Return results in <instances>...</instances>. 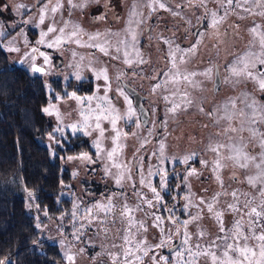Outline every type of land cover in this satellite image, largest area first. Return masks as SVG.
<instances>
[{
    "label": "rangeland",
    "instance_id": "obj_1",
    "mask_svg": "<svg viewBox=\"0 0 264 264\" xmlns=\"http://www.w3.org/2000/svg\"><path fill=\"white\" fill-rule=\"evenodd\" d=\"M205 2L206 7L201 0H0V44L12 64L41 76L50 94L54 79L64 85L94 81L91 95L58 94V99L44 108L55 130L63 129L42 142L52 157L60 156L63 166L71 171L72 181L64 186L59 199H71L72 207L52 218L47 211L37 210L32 195L26 196L27 211L37 217L35 249L42 241L58 244L64 258L61 264H227L228 257L240 264H264L260 254L264 242L255 239L264 235V89L260 87L264 64L249 66L251 77L231 72L242 57L248 58L249 65L256 57L264 59V0H239L242 7L236 6L237 0L232 5L227 0ZM160 3L165 7L160 8ZM53 7L56 12L51 11ZM213 12L223 17L215 26L211 23ZM163 24L173 28L185 24L190 33L186 31L177 42L167 31H158ZM50 27L55 31L49 32ZM73 32L76 36L69 39ZM133 33L134 48L125 47ZM57 37L59 45L49 47ZM41 40L44 43H38ZM92 45L104 47L108 54ZM126 51L132 63L125 62ZM44 52L48 64L39 58ZM33 64L44 67L45 72L32 71ZM208 69L211 73L205 74ZM217 72L221 79L218 86ZM128 87L144 95V104L152 114L149 120L141 121ZM159 89L173 98V103L195 107L194 115L166 116L172 125L165 122L164 131L156 130L152 122L160 102ZM170 105L163 102L164 112ZM130 112L135 113L131 119ZM211 116L217 125L206 122ZM133 118L142 122L139 127L131 123ZM72 125L83 130L73 132ZM67 134L82 135L94 153L87 149L71 153L75 143H69ZM113 148L116 152L109 160ZM158 149L163 158H157ZM82 153L92 162L80 158ZM188 156H197L202 168L197 171L192 165L184 170ZM174 167L175 171L168 172ZM193 169L195 174L189 175ZM165 172L167 178L177 180L169 203L161 195L168 189L167 180L166 187H161ZM121 173L123 179L117 184ZM109 198L114 205L111 211L95 207L107 205ZM124 205L132 211L122 216ZM253 208L261 212L259 219L250 215ZM222 237H227L233 248L247 243L251 249L248 259L232 250L225 257L226 249L216 247ZM185 240L183 247L192 255L185 252L181 259L175 253ZM162 242L165 246L157 247Z\"/></svg>",
    "mask_w": 264,
    "mask_h": 264
},
{
    "label": "trees",
    "instance_id": "obj_2",
    "mask_svg": "<svg viewBox=\"0 0 264 264\" xmlns=\"http://www.w3.org/2000/svg\"><path fill=\"white\" fill-rule=\"evenodd\" d=\"M51 94L44 79L11 63L0 44V262L2 264H61L64 260L56 243L39 237L37 217L27 211L26 196L33 197L37 210L56 217L72 207L69 198L59 199L65 185L72 181L71 171L63 166L60 156L52 157L42 140L55 134L54 124L44 114L58 94L68 96L92 94L93 79L75 85L51 81ZM75 143L71 153L84 149L94 153L82 135L67 134ZM65 142H67L65 140ZM172 184V189L174 187ZM172 190V192H173ZM170 201H167L169 203ZM179 207V206H178ZM173 219L172 216H169Z\"/></svg>",
    "mask_w": 264,
    "mask_h": 264
},
{
    "label": "snow or ice",
    "instance_id": "obj_3",
    "mask_svg": "<svg viewBox=\"0 0 264 264\" xmlns=\"http://www.w3.org/2000/svg\"><path fill=\"white\" fill-rule=\"evenodd\" d=\"M247 2H248V0H244V3H247ZM227 4L228 5H232L233 4V0H227ZM201 5L206 7L205 0H201ZM221 6L223 7V5H221ZM236 6L237 7H242V4H240L239 0H237V5ZM57 7H59V5H57ZM57 7H53L51 9V11L52 12H56L57 11ZM159 7L160 8H164L165 5L163 3H160L159 4ZM245 11H248V9H245ZM261 15H264V13H261ZM207 16H208V14L206 13L205 19H207ZM211 17H212L211 23H212L213 26H215L217 23H219L220 20L223 19V17H218L217 16V13H215V12L211 13ZM43 19H44V17H43V15H41V22H43ZM48 31L49 32H52V31H55V29L50 27L48 29ZM253 31L255 32L256 29H253ZM60 32L63 33L64 32V29L63 28L60 29ZM74 36H76V33L75 32L72 33V36L69 37V39H71ZM90 39H93V38L90 37ZM75 42L76 43H79V40L77 39ZM38 43H44V41L41 40V41H38ZM59 43H60V37H57L56 41L53 44H49L48 46L49 47H53V46L59 45ZM120 43H124V42L122 41ZM135 43H136V35L133 33L132 34V37H131V41L129 43L125 44V47H132V48H134ZM261 44L264 45V38L261 39ZM92 46L93 47H100L101 51H105V54L106 55L108 54L107 51H106V49L104 47H101L100 45H92ZM194 48H195V46H193V48L192 49H189L188 51L189 52H192L194 50ZM12 50L18 51V49H12ZM177 50L179 51L178 48H177ZM33 51H36V50L33 49ZM119 51H120V48L117 47V52H119ZM41 55L43 56L44 54L41 53ZM128 55H129V53L126 51L124 53L125 62L126 63H132V61L127 58ZM172 56H173V59H174L175 58V53H172ZM33 59H35V57H33ZM181 59H183V57H181ZM138 62L142 63L143 61L140 60ZM44 63L45 64H48L49 63V58L47 56H44ZM256 63L264 64V59H260L259 57H256L255 62H253V63H251V65H249L248 58L247 57H242V58L238 59L235 62L234 66L231 68V72H232L233 75H236V76H240V75L246 73L249 77H251L252 76V72L247 71V69L249 68V66H251L252 68H255ZM238 65H243V66L242 67H238ZM173 68H175V63H173ZM32 71L38 72V73H44L45 72V68L44 67H37L35 64H33L32 65ZM170 73H171V70H170ZM170 73H165L164 75H170ZM210 73H211V69H208L205 74H210ZM175 75H178V73L175 74ZM77 78L79 79V76H77ZM187 78H188L187 76L184 77V79H187ZM157 87H160V85H157ZM260 87H261V89H264V80H261L260 81ZM72 96L75 97V93H73ZM75 98L78 99V100L81 99L80 97H75ZM87 99L90 100L91 98H87ZM164 99L167 100L168 97H164ZM129 104H130V102H129ZM179 106H180L179 104H174L173 107L171 109H169V111H175L176 108H178ZM45 111H48V110L45 109ZM134 114H135L134 112H130L128 118L131 119V117ZM254 114H255V111H254ZM82 115H83V113H82ZM105 119H107V117H105ZM261 119L264 120V117H261ZM97 120H99V117H97ZM112 123L115 126V120H113ZM253 123H255V121H253ZM137 126L139 127V124ZM71 127H72L73 132L83 130L82 128H78L76 125H72ZM99 127H100V125H99V123H97L96 124V128H99ZM55 131L62 132L63 129H61V128L58 127ZM233 131H235V129H233ZM85 134H90V133H87L86 132ZM101 134H103V130H101ZM117 136H119V133L117 134ZM163 147H164V145H163V143H161V145H160L161 150H163ZM97 148H99V144H97ZM213 150L215 151L216 149H213ZM236 151H237V153H239L240 150L239 149H236ZM115 152H116V148H113V151L108 153V159L109 160H111L113 158V153H115ZM80 158H82L84 160H87L90 163L92 162L91 161V157H89L86 153H82ZM191 158H192L191 156L185 157L183 162L184 163H187L188 160L191 159ZM68 159H73V157H68ZM245 159H247V157H245ZM114 167L120 168V165L119 164H115ZM257 167H259V165H257ZM106 172H107V168H106ZM157 174H159V173H157ZM194 174H195V169H193L191 172H189V175H194ZM261 175H264V170H262ZM122 179H123V173H121L117 177L116 183L117 184H120ZM166 179H167V172H165L164 175L161 177V187L162 188L163 187H166ZM250 182H252V179L251 178H250ZM141 183L143 184L144 181L141 180ZM152 192L155 194L156 200L157 201H160L161 200V197L159 196V193L156 192V189L155 188H152ZM233 195H235V193ZM147 203H148L149 206L152 205V201L151 200L147 201ZM95 207L98 208V209H101V210H103L105 212H109V211L112 210V208L114 207V205L112 204L111 198H109V202H108L107 205H105V206L96 205ZM185 207H188V205H185ZM233 207H234L233 205H229V208H233ZM211 210H212V207H211V205H209V211H211ZM89 211H91V210H89ZM131 211L132 210L129 209L127 205H124L121 208V215L122 216L128 215ZM169 211H171V209H169ZM252 213H254L256 215L257 219H259L261 217V215H262L261 212H258L256 208H253L251 210L250 215ZM46 214L47 213H45V215ZM217 216H219V214H217ZM157 219H159V218H157ZM237 226H239V222H237ZM220 231L221 232H224V228H223L222 225H221ZM237 235H239V233H237ZM218 239H220V245H216V247H224L226 249L224 251V253H223V255L225 257H228V250H232V251L239 252L240 253V256L243 257L244 260H247L248 259V253L251 251V249H249L247 247V243H245V246L243 248H240L239 246H237L236 248H233V244L227 242V237H222V238H218ZM244 239H245V242H246L247 239H248V237H245ZM255 239H257L260 242H264V235H260L259 237H255ZM186 243H187L186 240L185 241H182V243H181V250L180 251H176L175 254H176V256L178 258H181L182 259L183 256H184V254H185V252H187L189 255H192L190 249H185L183 247L184 244H186ZM162 246H165L163 242L160 245H158L157 247H162ZM146 254L147 253L145 252V255ZM254 254L255 253L253 252V255ZM260 254H261V257H264V247L261 248V253ZM126 255H128V253H126ZM213 258L216 259L215 256H214V254H213ZM67 259L68 260H71L72 257L71 256H68ZM160 260L161 261H165L166 258L165 257H160ZM0 264H2V262H0ZM222 264H223V262H222ZM227 264H240V261H235V260H232L230 257H228Z\"/></svg>",
    "mask_w": 264,
    "mask_h": 264
},
{
    "label": "flooded vegetation",
    "instance_id": "obj_4",
    "mask_svg": "<svg viewBox=\"0 0 264 264\" xmlns=\"http://www.w3.org/2000/svg\"><path fill=\"white\" fill-rule=\"evenodd\" d=\"M175 10V9H174ZM170 14L172 15V13H171V11H170ZM173 17H174V15H172ZM158 31H162V32H168V33H170L169 34V36H171L173 39L175 38V41H179V39L182 37V35H184L185 34V32L187 31V25H185V24H181L180 26H178V27H170V26H167L166 24H163L162 25V28H158ZM190 33V30L188 29V31H187V34H189ZM134 88V87H133ZM136 89V88H135ZM137 90V89H136ZM138 91V90H137ZM139 93H140V95L143 97V104H144V100H145V97H144V95H142L141 94V92L140 91H138ZM87 95H91V94H87ZM157 95H158V99L160 100V102H159V105H158V108H157V110H156V112L153 114V116H156L155 117V119L153 120V126L156 128V130H159V131H164L165 129L163 128V125H164V123L165 122H170L171 121V125H172V119L171 118H169V117H166V116H175L176 115V113H181V112H185L188 116H193L194 115V111H195V107H185V106H179L178 108H176V110L175 111H169V109L166 111V112H164V108H163V102H169V104H171L170 105V109L173 107V105L174 104H176V103H173L174 102V100H173V98H170V97H168V99L167 100H165L164 99V97H167V96H165V95H163L162 94V91H161V89H159L158 91H157ZM145 105V104H144ZM146 107V106H145ZM147 108V107H146ZM147 110H148V112H149V110L150 109H148L147 108ZM141 116V115H140ZM150 116H152V114L149 112V118H150ZM212 117L213 116H211V117H207L206 118V122L207 123H211L212 124V126H215V125H217V123L218 122H215V120L214 119H212ZM149 118L147 119V120H149ZM144 119L141 117V121H143ZM139 122V120L138 119H136V118H133V120L131 121V123L132 124H140V123H142V122ZM144 122V121H143ZM145 124H148L149 125V123H148V121L145 123ZM171 127V126H170ZM127 131H129V129L127 130ZM160 136V135H159ZM214 139L216 138V139H218L219 138V135H213L212 136ZM207 141L209 140V139H206ZM93 150V149H92ZM194 150H196V149H194ZM94 151V150H93ZM191 150H188V152L187 153H189ZM193 153H194V151H192ZM186 153V154H187ZM182 154V153H181ZM163 158V152L160 150V149H158L157 150V158ZM192 158L191 159H189V162H188V165H187V167H184V170H186V168H187V170L190 168V166H194L195 167V169L198 171V170H200L201 168H202V166H201V161L199 160V158L196 156V157H193V156H191ZM156 158V159H157ZM207 163V162H206ZM180 164H177L175 167H177V166H179ZM172 168V169H169L168 170V172H173V171H175L177 168ZM180 177V179H181V181L183 180V177H182V175L181 176H179ZM167 180V187H168V191L167 190H162L161 191V195L164 197V200L163 201H170V199L171 198H173L174 196H175V193L174 192H172V184L174 183V181L176 182L177 180L175 179V178H167L166 179ZM157 183H158V181H157ZM176 206H181V201H178V203L176 204ZM163 209V208H162Z\"/></svg>",
    "mask_w": 264,
    "mask_h": 264
},
{
    "label": "water",
    "instance_id": "obj_5",
    "mask_svg": "<svg viewBox=\"0 0 264 264\" xmlns=\"http://www.w3.org/2000/svg\"><path fill=\"white\" fill-rule=\"evenodd\" d=\"M221 79L219 76V72L216 73V85H220ZM128 91L133 95L135 104L139 110L141 117L146 121L149 118V112L145 105L143 104V97L140 93L133 87H128Z\"/></svg>",
    "mask_w": 264,
    "mask_h": 264
},
{
    "label": "crops",
    "instance_id": "obj_6",
    "mask_svg": "<svg viewBox=\"0 0 264 264\" xmlns=\"http://www.w3.org/2000/svg\"><path fill=\"white\" fill-rule=\"evenodd\" d=\"M44 56H47V57L49 58V56H48V54H47L46 52H44V55H43V56H39V58H41V59L44 60ZM38 67H39V66H38Z\"/></svg>",
    "mask_w": 264,
    "mask_h": 264
}]
</instances>
